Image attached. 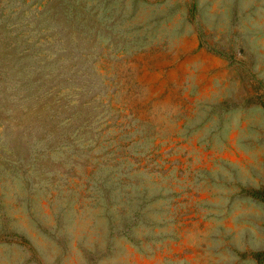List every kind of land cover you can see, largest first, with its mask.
I'll return each mask as SVG.
<instances>
[{
    "label": "rangeland",
    "instance_id": "374dc122",
    "mask_svg": "<svg viewBox=\"0 0 264 264\" xmlns=\"http://www.w3.org/2000/svg\"><path fill=\"white\" fill-rule=\"evenodd\" d=\"M0 264H264V0H0Z\"/></svg>",
    "mask_w": 264,
    "mask_h": 264
}]
</instances>
